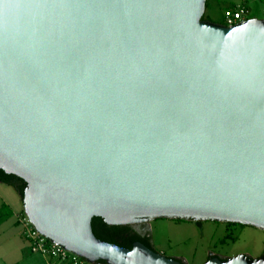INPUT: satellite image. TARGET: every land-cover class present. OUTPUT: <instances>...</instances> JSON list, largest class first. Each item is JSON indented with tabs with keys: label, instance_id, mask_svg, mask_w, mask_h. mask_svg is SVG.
<instances>
[{
	"label": "water",
	"instance_id": "1",
	"mask_svg": "<svg viewBox=\"0 0 264 264\" xmlns=\"http://www.w3.org/2000/svg\"><path fill=\"white\" fill-rule=\"evenodd\" d=\"M205 4L0 0V170L48 242L88 264H186L97 239L92 219L264 232V19L226 26Z\"/></svg>",
	"mask_w": 264,
	"mask_h": 264
},
{
	"label": "rangeland",
	"instance_id": "2",
	"mask_svg": "<svg viewBox=\"0 0 264 264\" xmlns=\"http://www.w3.org/2000/svg\"><path fill=\"white\" fill-rule=\"evenodd\" d=\"M237 7L247 9L249 16L264 19V0H206L204 15L210 21L223 24L224 13L234 11ZM0 197L11 206L13 213L0 225V233L4 232L9 237L15 235L18 243L16 233L20 232V228L15 222L14 212L15 215H24L22 203L14 189L2 183ZM13 201L16 203L14 207ZM147 229H150L154 251L166 257L181 259L186 264H203L211 254L223 258L238 254L251 258L264 255V232L261 231L168 219H158V222L148 224ZM11 248L9 243L3 244L4 250Z\"/></svg>",
	"mask_w": 264,
	"mask_h": 264
},
{
	"label": "built area",
	"instance_id": "3",
	"mask_svg": "<svg viewBox=\"0 0 264 264\" xmlns=\"http://www.w3.org/2000/svg\"><path fill=\"white\" fill-rule=\"evenodd\" d=\"M249 18V12L243 7H237L234 11H226L224 13V22L226 26L234 25L238 22L245 21ZM22 214L16 215V223L20 228V234L23 239L28 242L32 253L55 259L57 262L63 263L71 261L73 264H82L80 258L68 253L54 243L48 242L44 237L37 233L31 226L27 218Z\"/></svg>",
	"mask_w": 264,
	"mask_h": 264
},
{
	"label": "trees",
	"instance_id": "4",
	"mask_svg": "<svg viewBox=\"0 0 264 264\" xmlns=\"http://www.w3.org/2000/svg\"><path fill=\"white\" fill-rule=\"evenodd\" d=\"M203 19L209 20L205 17V15L203 16ZM0 183L12 187L15 193L17 194L20 202L22 201V194L25 187V183L22 180L12 175H6L0 170ZM91 227L94 236L97 239H100L107 243H112L124 248H130L133 242L138 241L144 244L145 246L153 249L148 243V239L144 237L141 238L138 234H136L135 232H133V230H131L130 226H108L105 223H103L101 219L93 218L91 222ZM20 237L23 239L21 234ZM29 250H30V246H29ZM81 261L83 260L81 259ZM95 264H104V263L97 262Z\"/></svg>",
	"mask_w": 264,
	"mask_h": 264
},
{
	"label": "crops",
	"instance_id": "5",
	"mask_svg": "<svg viewBox=\"0 0 264 264\" xmlns=\"http://www.w3.org/2000/svg\"><path fill=\"white\" fill-rule=\"evenodd\" d=\"M253 17L256 18L254 15L249 16V18ZM15 205L16 203L13 201V207ZM11 209V206L6 203L5 199L0 197V213H3L0 214V225H3L5 223L9 215L12 216L13 213L11 212ZM15 213L16 212H14V216H16ZM16 235L17 238L19 237L17 239L18 243L15 241V235L9 237L4 232L0 233V264H73L70 260L60 263L46 256L30 252L28 243L20 237V232L16 233ZM24 242L27 243V245ZM4 243H9L12 248L7 251L4 250ZM82 264L88 263L82 261Z\"/></svg>",
	"mask_w": 264,
	"mask_h": 264
},
{
	"label": "flooded vegetation",
	"instance_id": "6",
	"mask_svg": "<svg viewBox=\"0 0 264 264\" xmlns=\"http://www.w3.org/2000/svg\"><path fill=\"white\" fill-rule=\"evenodd\" d=\"M145 225H140V226H133L131 228V230H133V232H135L136 234H138L141 238H147L148 239V243L150 244V246L152 247L151 241H150V235L149 232L144 229ZM154 250V249H153Z\"/></svg>",
	"mask_w": 264,
	"mask_h": 264
},
{
	"label": "clouds",
	"instance_id": "7",
	"mask_svg": "<svg viewBox=\"0 0 264 264\" xmlns=\"http://www.w3.org/2000/svg\"><path fill=\"white\" fill-rule=\"evenodd\" d=\"M249 19V18H248Z\"/></svg>",
	"mask_w": 264,
	"mask_h": 264
}]
</instances>
